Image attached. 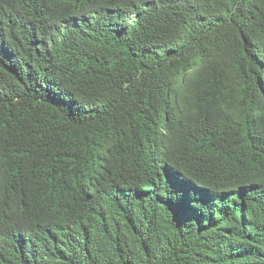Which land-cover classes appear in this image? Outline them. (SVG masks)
<instances>
[{"label": "trees", "instance_id": "1", "mask_svg": "<svg viewBox=\"0 0 264 264\" xmlns=\"http://www.w3.org/2000/svg\"><path fill=\"white\" fill-rule=\"evenodd\" d=\"M0 264H264V0H0Z\"/></svg>", "mask_w": 264, "mask_h": 264}]
</instances>
